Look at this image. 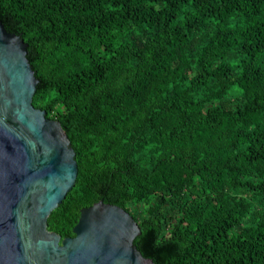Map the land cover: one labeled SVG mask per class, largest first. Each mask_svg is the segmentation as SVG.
<instances>
[{"label":"trees","instance_id":"1","mask_svg":"<svg viewBox=\"0 0 264 264\" xmlns=\"http://www.w3.org/2000/svg\"><path fill=\"white\" fill-rule=\"evenodd\" d=\"M0 20L76 152L49 230L102 200L155 264H264V0H0Z\"/></svg>","mask_w":264,"mask_h":264},{"label":"water","instance_id":"2","mask_svg":"<svg viewBox=\"0 0 264 264\" xmlns=\"http://www.w3.org/2000/svg\"><path fill=\"white\" fill-rule=\"evenodd\" d=\"M37 84L27 43L0 20V264H155L134 244L138 223L118 205L82 208L73 237L48 229L78 165L60 121L33 105Z\"/></svg>","mask_w":264,"mask_h":264}]
</instances>
